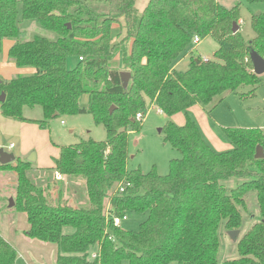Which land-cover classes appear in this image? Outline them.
Here are the masks:
<instances>
[{"label": "trees", "instance_id": "16d2710c", "mask_svg": "<svg viewBox=\"0 0 264 264\" xmlns=\"http://www.w3.org/2000/svg\"><path fill=\"white\" fill-rule=\"evenodd\" d=\"M136 1L0 0V53L5 40L13 41L8 59L17 69H33L0 80L1 116L47 129L49 120L89 114L106 134L104 141L59 147L53 167L40 172L83 181L67 189L73 204L62 202L61 191L56 202L48 201L31 178V163L16 159L14 166H0L16 173L13 210L26 216L25 236L56 246L55 264H264V158H254L257 147L264 155V129L223 128L232 149L216 152L187 113L199 105L209 114L244 85L253 89L242 97L254 95L258 76L249 55L264 59V13L252 16L254 36L246 42L238 6L148 0L138 15ZM21 21L35 22L56 39L20 41ZM196 36L216 42L213 59L191 57L186 71L175 70L191 54ZM71 57L77 59L73 69L67 65ZM121 72L130 73L126 86ZM84 96L86 107L80 105ZM148 105L167 118H186L183 126L167 121L160 131L181 156L169 162L165 176L126 167L128 129L139 130L136 115ZM26 108H39L42 119L25 118ZM230 182L235 185L228 188ZM80 189L87 202L74 207ZM250 192L260 220L237 241L235 258L220 263V233L241 229ZM131 213L145 216L137 231L113 225V218ZM16 258L14 246L0 235V264H15Z\"/></svg>", "mask_w": 264, "mask_h": 264}, {"label": "rangeland", "instance_id": "374dc122", "mask_svg": "<svg viewBox=\"0 0 264 264\" xmlns=\"http://www.w3.org/2000/svg\"><path fill=\"white\" fill-rule=\"evenodd\" d=\"M147 2L148 0L136 1L135 8L138 15L142 13ZM217 2L227 9L238 6L240 17L238 25L240 27V32L246 42L251 40L254 36L250 26L251 18L257 13H264V3H249L247 0H217ZM20 30L22 32L20 41H29L35 36L44 37L48 40L56 39L55 34L45 30L35 22L21 21ZM4 42L5 45H8L9 42L13 43V41L10 40H5ZM5 45L0 53V80L9 78L11 75V69L13 68L9 65ZM216 49L217 44L211 38L200 39L199 44L192 47V58L203 60L204 57H208L209 60H212ZM115 60L117 63L120 62V53L115 56ZM184 62L182 63V66L184 65ZM76 64V57L68 59L67 65L69 69H73ZM18 70V74L12 76V78L18 75H30L28 71L33 69L25 68ZM252 89V85H244L238 88L236 92L224 95L223 99L219 101L206 116L214 135L222 144L230 145L231 149L232 145L223 134V128L264 129V73L258 76L254 95H246L242 97V95L248 94ZM87 101V96H84L80 101V105L86 107ZM156 109L157 108L154 105H148L143 112L144 119L140 123L139 130L135 131L132 128L128 129L129 158L126 167L128 170L139 169L142 173H148L151 170H155L158 175L165 176L169 171V162L173 159H180L181 156L177 151L173 150L164 142L163 135L160 132L166 122L171 121V117L167 118L163 116V114L157 113ZM23 115L28 119H42V112L39 108H26L23 111ZM188 115L198 123L197 118L192 113H188ZM47 127L50 135V143H52V145L70 146L88 139L94 141H104L106 139L103 127L96 125L93 117L89 114L52 119L49 120ZM39 140L41 139L37 138V142H39ZM8 143L9 142L6 141L4 142L5 147ZM5 147L1 151L11 156H15V149L7 150ZM31 155L32 154H30V156ZM15 160L16 157H14L11 166L15 165ZM31 172V178L33 180L35 179V183L41 185L44 192L48 194V201L56 202L61 188L62 192H64V195L61 198L62 202L65 203L67 201L70 204H73L75 202L70 200V198L67 197V199H63L65 198V191L69 187L70 192L74 186H84V182L81 180H68L61 176L62 180L56 181L49 173L36 174L33 169ZM39 179L41 182L38 181ZM16 183V173L10 169L3 170L0 167V235L3 238H9L12 241V245H14L17 252L15 264H55V251H53V248L48 246L45 247L38 242L28 239L25 236V231L27 230L25 214L15 212L13 207L9 208L10 200L15 203ZM234 185V182H230L228 183V188H231ZM78 195L79 203L74 207H85L87 202L85 190L80 189ZM246 206L248 213L244 214L242 227L239 230L240 234L237 241L243 233L260 220L255 197L251 192L246 195ZM144 218L145 216L143 215L141 216L132 213L127 214L126 219L121 222V227L125 230L137 231L139 224ZM64 232L71 233L73 230L71 228H65ZM237 241L232 242L225 231L220 233V263L224 260L235 258V245ZM123 264H127V262H124Z\"/></svg>", "mask_w": 264, "mask_h": 264}, {"label": "crops", "instance_id": "0c3cea01", "mask_svg": "<svg viewBox=\"0 0 264 264\" xmlns=\"http://www.w3.org/2000/svg\"><path fill=\"white\" fill-rule=\"evenodd\" d=\"M4 43H3V47L5 45ZM12 44L13 43L9 42L8 45H5L7 59H8V51L10 47L12 46ZM217 48H218V45H217ZM190 53L191 54L187 55L183 60H181L179 63L176 64V66L174 67L175 70L177 71L187 70L186 68L189 65L190 58L192 57V51ZM204 59L205 61L209 60L208 57H204L203 60ZM8 61H9V65L13 68L11 69V75L9 76V78L4 79L6 81L12 79V76L17 75L19 71L10 60ZM183 62H184V65L182 66ZM32 71L33 70H29L28 72L32 74L33 73ZM187 113H192L197 118L198 123L196 124L201 134L203 135L205 140L208 142V144L211 146V148L214 151L223 152V151H227L231 149L230 145L222 144L219 141V139L214 135V133L212 132L209 126L208 119L206 118L208 114L202 107H200L199 105H195L191 107L190 109H188ZM30 120L37 121L38 119H30ZM170 120L173 123H175L177 126H183L186 122V118L183 113H178L176 115H173L170 118ZM37 138H40L41 140L37 142ZM5 141L9 142L6 147L4 145ZM4 147L7 148V150L15 149L16 151H15L14 157H16V159H20L21 161H25V162L27 161V158L30 156V154H34L35 161L31 163V165H32V169L35 171L34 173L38 174L42 170H46V169L53 167V160L58 157L59 147H62V146L55 145V144L52 145V143H50V135H49L48 127L47 129H40L34 123H24V122L13 121V120L2 117L0 114V150L4 149ZM54 174H52L51 177L54 180H56L54 178ZM60 191L62 192L61 188L59 192ZM63 195H64V192H62V197ZM69 196L70 195H68V192L66 190L65 198L63 199L65 200L67 199V197L70 198ZM27 228L28 226L26 227V229ZM6 240L9 243L11 242L10 243L11 245L13 244L9 238H7ZM35 242H38V241H35ZM38 243L40 245H44L45 247L48 246V247L53 248V251H55V260H56V255H57L56 246L50 245V244H43L41 242H38Z\"/></svg>", "mask_w": 264, "mask_h": 264}, {"label": "water", "instance_id": "95a60500", "mask_svg": "<svg viewBox=\"0 0 264 264\" xmlns=\"http://www.w3.org/2000/svg\"><path fill=\"white\" fill-rule=\"evenodd\" d=\"M260 13H257L256 16H259ZM68 28H69V25H68ZM239 31V27L237 24H233V27H232V32L233 33H237ZM250 61H251V64H252V67H253V73L256 75V76H260L261 74L264 73V59L262 57H260L256 52L254 51H251L250 52ZM197 63H199L198 60H196ZM120 78H121V81L122 83L124 84V86L127 85V82L130 78V73L128 72H121L120 73ZM5 100V95L4 94H1L0 95V103L4 102ZM114 110V106H111L110 108V113L113 112ZM254 158L256 160H261L264 158V155H263V151L261 149V147H257L256 148V152H255V155H254ZM14 161V156H11L3 151L0 150V165H6V164H10ZM35 161V155L32 154L29 158H27V161L28 163H33ZM13 201L10 200V204H9V208H12L13 207ZM239 234L240 232L238 230L236 231H229L227 232V236L230 238V240L232 242H236L238 237H239Z\"/></svg>", "mask_w": 264, "mask_h": 264}, {"label": "built area", "instance_id": "2783aa9c", "mask_svg": "<svg viewBox=\"0 0 264 264\" xmlns=\"http://www.w3.org/2000/svg\"><path fill=\"white\" fill-rule=\"evenodd\" d=\"M200 42V38L199 37H194L193 38V45H197L198 43ZM81 60V59H80ZM203 61H205V59L203 60ZM156 111H157V113H159V114H163L162 113V111L160 110V109H156ZM144 119V113L143 112H140V113H138L137 115H136V120H143ZM54 176H55V179L56 180H62V177H61V175H59L58 173H55L54 174ZM123 190L122 189H120V192H122ZM126 219V217H124L123 219H119V218H113V225L114 226H116V227H118V226H120V224H121V222L123 221V220H125ZM92 257L94 258L95 257V255H92Z\"/></svg>", "mask_w": 264, "mask_h": 264}]
</instances>
